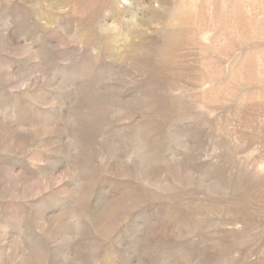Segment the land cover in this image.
I'll list each match as a JSON object with an SVG mask.
<instances>
[{"label":"rangeland","instance_id":"1","mask_svg":"<svg viewBox=\"0 0 264 264\" xmlns=\"http://www.w3.org/2000/svg\"><path fill=\"white\" fill-rule=\"evenodd\" d=\"M0 264H264V0H0Z\"/></svg>","mask_w":264,"mask_h":264}]
</instances>
